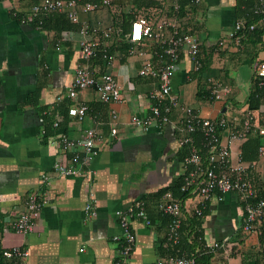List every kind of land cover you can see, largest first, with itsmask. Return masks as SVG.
Segmentation results:
<instances>
[{"label":"crops","instance_id":"obj_1","mask_svg":"<svg viewBox=\"0 0 264 264\" xmlns=\"http://www.w3.org/2000/svg\"><path fill=\"white\" fill-rule=\"evenodd\" d=\"M107 1L129 11L139 0ZM206 1L209 9L217 12L204 18L207 28L199 31L208 68L199 72L181 55L172 76L173 89L182 104L193 107L203 117L238 116L247 107L245 98L251 80V63L244 65L242 55L249 54L253 45L249 42L239 46V55L232 47L225 52L213 49L231 28L228 25L232 17L227 10L232 9L235 0ZM31 4L32 0H0V251L16 245L26 248L29 255L25 264H110L118 251L112 236L121 232L115 211L127 209L139 199L146 203L149 224L136 217L131 219L135 243L127 264H156L167 256L178 255L176 250L167 252L176 245L168 238L169 217L156 205L166 192L175 196L170 191L155 195L183 173L176 130L170 123L146 130L131 123L132 116L149 115L148 93L157 86V80L137 75L141 61L138 48L123 57L119 48L110 55L109 66L105 61L90 65L100 72H112L122 101L112 106L102 103L88 88L69 98L66 90L73 68L80 61L78 26L56 32L22 23L19 19ZM109 8L101 1L90 13L79 11L78 15L91 26L103 28L112 23ZM196 18L202 20L203 15L198 13ZM49 25L59 23L52 20ZM106 44L110 46L111 42ZM208 77L230 80L224 82L232 98L229 104L222 107L223 99H214L210 92L209 98L205 96ZM39 85L37 104H28L29 94ZM73 103L90 106L81 120L64 115ZM111 108L117 113L115 136L109 133ZM252 111L259 115L258 110ZM46 125L51 135L43 139ZM91 126L97 128L99 140L90 171L82 176L57 172L54 163L64 160L57 135L78 138ZM241 143L235 141L234 150H240ZM250 168L251 176L264 183V155L257 151ZM89 192H93L96 206V215L90 220L83 210ZM31 193H37L44 203L34 229L20 234L11 229V223L25 211ZM239 201L235 192L225 193L220 199L215 194L204 202L202 215L196 216L203 246L213 241L226 244L211 252L208 264H264V221L252 232H243ZM181 205L183 217H190L193 207L199 204L196 198ZM180 251L185 252L183 248Z\"/></svg>","mask_w":264,"mask_h":264},{"label":"built area","instance_id":"obj_2","mask_svg":"<svg viewBox=\"0 0 264 264\" xmlns=\"http://www.w3.org/2000/svg\"><path fill=\"white\" fill-rule=\"evenodd\" d=\"M171 1L173 6L171 16H166L160 8H149L135 13L124 37V41L128 44V55L133 54L136 47L137 53L141 56L137 75L157 80V86L148 93L149 115L145 118L132 116L131 123L145 130L170 123L176 130L179 146L185 149L182 160L185 174L180 190L188 192V196L181 200L166 192L156 201L157 208L169 217L168 238L173 246L176 245L175 250L178 255L167 256L158 260L156 264H195V256L192 253L188 254L178 248L182 239L181 224L184 218L181 203H191L197 198L199 205L194 206L193 211L196 216H201V208L206 200L215 194L217 199H220L225 193L235 192L241 202L242 231L252 232L256 224L264 221V196H258L259 187L255 186L246 170L251 163L243 161L240 150L233 148L235 141L243 142L253 129H257L259 134L264 136V127L258 124V115L250 110H242L238 116L203 117L193 107L179 101L173 89L172 76L181 55L188 58L195 70L199 69L200 43L195 32L180 28L177 14L178 2ZM199 2L200 0H194L196 4ZM102 4L109 5V2L102 0ZM96 7L97 4L93 0H32V4L19 20L22 23L35 22V27L40 28L45 17L54 12H63L68 20L79 23L78 58L83 62H77L74 66L73 78L66 94L74 99L79 90L88 88L93 91L98 101L112 106L122 101L120 87L115 77L109 70L100 72L89 63L101 45V40L108 37L112 23L98 28L91 26L86 20H81L78 15L79 11L88 14ZM252 11L257 15L264 14V0H257ZM245 22L244 18L235 19L230 30L226 32V38L233 39L237 46H240L242 31L246 27ZM254 27V23L248 24L249 30ZM222 43V40L218 41L219 45ZM109 61L110 58L106 56L107 66ZM252 71L258 79V85L263 86L264 52L252 65ZM211 92L214 99H224L229 93V88L215 83ZM86 111L87 105L83 103H73L67 109L68 115L78 120L85 116ZM110 118L112 126L109 133L115 136L117 113L113 108L110 109ZM57 124L55 122L54 126ZM196 135H201L199 144L205 148L204 157L200 152L201 148L196 145L198 142L195 140ZM98 140V131L94 126L86 128L78 138L57 135V142L64 160L54 163L53 168L63 175H86L90 171V163L96 154L95 147ZM258 153L264 155V142L259 146ZM43 203L44 200L40 199L37 193H31L27 197L25 211L14 218L11 229L20 234L32 231L36 225V219L40 216ZM83 210L86 219L95 217L96 206L93 192L88 193ZM115 215L121 232L112 236V239L117 242L118 251L110 264H127L135 243L131 219L136 217L144 224H149L146 203L138 199L127 209L116 210ZM225 245V242L213 241L206 245V249L212 252L224 248ZM261 247L264 252V243ZM0 255L3 261L1 264H25L29 252L26 248L16 245L2 249Z\"/></svg>","mask_w":264,"mask_h":264},{"label":"trees","instance_id":"obj_3","mask_svg":"<svg viewBox=\"0 0 264 264\" xmlns=\"http://www.w3.org/2000/svg\"><path fill=\"white\" fill-rule=\"evenodd\" d=\"M102 0H95V3L99 6L101 4ZM257 0H235V4L232 6V9L227 10V13L232 17V21L230 23L231 26L232 22L237 18H244L246 27L242 31V37H241V43L240 47L247 43H252L253 47L250 54L242 55L243 61H249L252 65H254V62L258 59L259 56L264 52V14H254L253 13V6L256 3ZM171 0H139L136 3L133 4V6L130 8L131 12L127 10H123L121 5H118L116 3L109 2V10L111 12L112 17V24H111V30L109 31L108 37L103 38L101 40V45L97 48L95 55L90 59V64L98 63L102 64L105 61V57H110V55L113 54V50L122 48L120 54L123 56L128 54V44L126 41H124V37L126 33L129 30L130 21L134 18L135 13H138L140 10L146 11L149 8H160L164 11L166 16L172 15V8ZM178 2V18H179V24L180 28L185 31H191L195 32L199 36V31L205 28L204 25V18L213 14H216L214 11H211L209 9L208 3L206 0H200L199 3H194V0H177ZM220 12V11H219ZM218 12V13H219ZM198 13H201L203 15L202 20H197L196 16ZM53 21H56L59 23L58 26H50L49 23ZM32 25L35 27L36 23L31 22ZM254 23L255 27L252 30L248 29V24ZM74 25H77L78 28L80 26L79 23L71 22L68 20L66 15L63 12H54L50 14L49 16L45 17L42 24L40 25V28L43 29H54L56 32H59L61 29H71L74 27ZM226 34L222 35L221 38L218 39L222 40V44L219 45L218 41L214 43L213 49L216 50H225L228 47H232L236 53V51L239 49L237 45L234 44L233 39H227ZM111 42V45L108 46L106 42ZM117 44V45H116ZM116 45V46H115ZM212 49V50H213ZM231 52V51H229ZM199 56L201 57V65L199 67V72L205 70L208 68V58L205 57L203 54V49L201 47V44H199ZM236 55H239V53H236ZM121 57V58H122ZM79 62H83L81 59ZM193 71V70H192ZM195 73V70L193 71ZM210 79V80H209ZM227 77H225L224 82H229ZM223 80L215 79L208 77L205 81V84L207 85L206 91H204L205 96L209 98V92L212 94L211 90L213 89V85L215 83H220L222 85H225ZM213 95V94H212ZM40 97V85L29 94L28 97V104L35 106L38 102V99ZM232 100L231 94L227 95L226 98H224L221 102L222 107L224 105L229 104V101ZM103 103V102H102ZM245 103L247 104V107L243 110H250L253 109L258 110V124L262 127H264V85L259 86L258 85V79L255 77V73L253 71L251 72V80H250V88L249 92L245 98ZM90 106L87 105V111ZM64 115H67V108L64 112ZM219 117V116H217ZM49 125H46L44 127L45 134H43V139L47 138L49 135H51L50 131H48ZM50 127V126H49ZM51 129V128H50ZM201 138V135H196L195 140L198 141L196 145L200 147V152L204 157L205 154V148L202 147L199 144V139ZM264 142V136L259 134L257 129H253L249 132L246 139L240 144V153H241V159L243 161L252 162L257 159V151L259 146ZM179 159L183 160L185 149L183 147L180 148L179 151ZM250 167H248L247 174L251 177V180L255 183V186L259 190L257 192L258 196H264V185H262L263 182H260L256 177H252ZM183 172L178 177L174 178L168 186L161 188L158 190L157 193H155L156 196H159L160 194L164 193L165 191H170L175 197L180 198L181 200H184L188 196V192H182L180 190V187L183 183L184 179ZM145 197V196H144ZM240 205L241 202L239 201ZM147 211V209H146ZM203 211V210H202ZM204 212V211H203ZM196 215L192 213V216L190 217H184L182 222V240L180 242V246H178L179 249L183 250L190 254L192 253L195 256V264H208L209 260L212 256V253L208 251L206 246H203V236H202V229L199 227L200 223L197 219ZM263 222L260 221L259 225H261ZM189 239V241L187 240ZM260 241L263 242V239H260ZM261 242V243H262ZM264 243V242H263ZM262 243V244H263ZM198 249L196 250V248ZM175 247H170L168 249V253H174ZM3 263L2 257L0 255V264ZM12 264V263H10Z\"/></svg>","mask_w":264,"mask_h":264},{"label":"rangeland","instance_id":"obj_4","mask_svg":"<svg viewBox=\"0 0 264 264\" xmlns=\"http://www.w3.org/2000/svg\"><path fill=\"white\" fill-rule=\"evenodd\" d=\"M250 46H251V45H248V47H247V48L249 49V48H250ZM241 49H244V47H243V48H241ZM250 50H252V48H250ZM244 53H246V52H244ZM250 53H251V52H249V54H250ZM248 63H249V61H246V63H243V64H244V65H247Z\"/></svg>","mask_w":264,"mask_h":264}]
</instances>
